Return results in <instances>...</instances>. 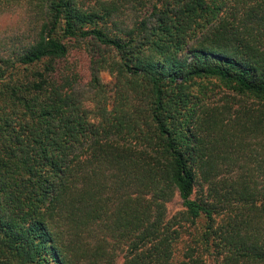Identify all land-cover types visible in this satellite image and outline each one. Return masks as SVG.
<instances>
[{"label": "trees", "instance_id": "1", "mask_svg": "<svg viewBox=\"0 0 264 264\" xmlns=\"http://www.w3.org/2000/svg\"><path fill=\"white\" fill-rule=\"evenodd\" d=\"M5 11L0 264H264V0Z\"/></svg>", "mask_w": 264, "mask_h": 264}, {"label": "rangeland", "instance_id": "2", "mask_svg": "<svg viewBox=\"0 0 264 264\" xmlns=\"http://www.w3.org/2000/svg\"><path fill=\"white\" fill-rule=\"evenodd\" d=\"M94 1V0H91ZM20 21V13L18 11H5L0 13V31L9 30L12 27H15ZM72 52H76L75 49ZM101 77L105 81H109L111 79L110 74L107 71L101 72ZM222 94V92H221ZM181 201L177 195H175L168 203H167V212L168 215H173L177 211L181 210Z\"/></svg>", "mask_w": 264, "mask_h": 264}]
</instances>
